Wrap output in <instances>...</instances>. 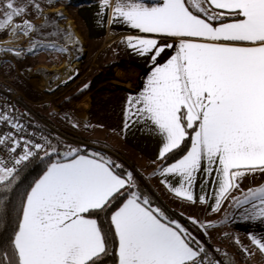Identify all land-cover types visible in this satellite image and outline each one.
Returning <instances> with one entry per match:
<instances>
[{
  "label": "snow or ice",
  "instance_id": "6c2138e0",
  "mask_svg": "<svg viewBox=\"0 0 264 264\" xmlns=\"http://www.w3.org/2000/svg\"><path fill=\"white\" fill-rule=\"evenodd\" d=\"M99 4L101 17L111 10L110 23L123 22L140 33L177 41L125 38L134 54L152 64L143 91L126 101L125 126L149 123L161 137L158 158H171L161 169L163 176L177 181L178 186L169 185L171 190L203 204L206 196H194V188L198 179L202 190L211 182L212 211H219L243 178L264 174V0H161L152 6L143 0H99ZM29 8L39 11L33 0L25 4L0 0V31L29 35L34 30L30 21L13 23ZM169 49L174 54L160 64ZM0 124L8 126V131H0V146L14 154L0 157L2 199L24 161L46 147L51 149L44 151L49 159L61 153L51 144L19 135L24 125L14 110L0 108ZM186 143L190 147L185 148ZM63 157V162L56 159L47 165L25 192L8 241V264H103L113 237L118 264H223L208 258L191 231L134 191L132 174H122V165L72 147ZM118 200H123L122 206L111 213L109 230L104 231L99 214ZM233 201L236 207L250 205L243 209L245 219H264V186L250 188ZM252 243L264 253V238L252 237Z\"/></svg>",
  "mask_w": 264,
  "mask_h": 264
},
{
  "label": "rangeland",
  "instance_id": "374dc122",
  "mask_svg": "<svg viewBox=\"0 0 264 264\" xmlns=\"http://www.w3.org/2000/svg\"><path fill=\"white\" fill-rule=\"evenodd\" d=\"M16 2L25 4L28 0ZM33 2L39 5V11L29 8L25 15L13 21L14 24L25 19L30 21L34 30L29 35H14L10 30L0 31V84L20 92L22 99L34 113L49 116L56 128L74 138L67 139L59 134L65 138L57 137L64 144L62 150L66 151L68 147L87 150V144L83 141L92 139L91 142H94L93 132L102 130L104 126L86 132L78 131L64 120L51 115L49 111L51 103L64 107L100 85L93 94L108 96L117 106V103L125 99L130 92L124 88L125 57L118 55L120 45L117 42L103 47L104 40H91L88 37L83 13L88 6L99 0H33ZM73 61L78 64L71 67ZM65 62L70 64L64 68L62 65ZM108 63L110 67L105 65ZM64 77H71V80L63 82ZM69 94L80 95L66 101ZM74 117L78 118L75 114ZM44 121L48 122L45 119ZM91 144L98 148L106 147L97 142ZM45 150L51 151L47 147ZM45 150H42L43 154ZM122 164L127 171H131L134 182L138 180L134 170L127 164ZM139 180L144 184L141 178ZM158 203L169 211L176 221L179 220L167 204L163 205L160 199ZM219 214L214 215L216 219L212 221V227L205 228L206 224H202L205 221H199L198 226L193 223L195 228L182 225L198 239L203 240L202 237L205 236L212 242L209 241L216 252L211 260L218 258L226 264L224 259L231 256L235 264H264L262 257H252L245 254L244 247L233 245L234 240L223 228L225 219L220 218ZM201 229L210 230L209 234L216 235V238L210 235L208 237Z\"/></svg>",
  "mask_w": 264,
  "mask_h": 264
},
{
  "label": "crops",
  "instance_id": "0c3cea01",
  "mask_svg": "<svg viewBox=\"0 0 264 264\" xmlns=\"http://www.w3.org/2000/svg\"><path fill=\"white\" fill-rule=\"evenodd\" d=\"M143 2L152 6L161 2V0H143ZM100 12L99 2L88 6L84 10L83 20L88 31V37L91 40H104L103 47L115 42L120 45L118 55H123L127 59L124 58L126 66L124 88L130 92L116 106L114 101L108 96L93 94V91L100 87L98 85L94 90L87 92L81 98L64 107L51 103L49 108L51 115L57 119L64 120L78 131L86 132L104 126L102 130L93 132L95 135L93 141L106 147L91 146V143L94 142H91L92 139H87L88 141L85 140L83 142L91 145H87V150L80 148L81 154L99 153L111 159L116 157L134 170L138 179H142L149 192L156 196L157 199L159 198L164 203L163 205L167 204L175 213L188 218L192 222L205 221L202 224L208 225L216 219L214 215L220 213V218L223 217L225 219V227L223 228L234 240L235 245L247 249L252 257H262L264 259V253H261L252 243V237L264 238V219H245L243 209L249 208L250 205L236 207L233 201V197L242 198V195L250 188L264 186V174L256 172L243 178L240 188L228 194L227 198L222 202L219 211H212L214 186L211 182L202 190L198 179L194 188V196L205 195L206 203L202 204L198 200L190 202L178 197L169 187L170 184L178 186L177 181L172 177L163 176L161 174L162 168L158 165V152L161 146L159 134L149 123L143 120L138 123L130 122L127 127L125 126L126 101L129 96H136L143 91L147 77L152 70L151 63L145 58L134 54L133 50L127 47L125 38L133 35L155 36V34L140 33L123 22L110 23L111 10L106 11L103 17L100 16ZM155 38L161 40L158 36H155ZM163 39H167V43H177L174 38ZM171 54H174V50H167L159 58L158 62L163 64ZM136 66L143 71L142 77ZM74 114L78 118L74 117ZM80 118L84 120H80ZM61 157L60 160L63 162V154H61ZM164 181H167V183ZM153 208L156 207L154 206ZM195 224L198 226V223ZM202 232L208 237L210 235L212 238H216V235L209 234L210 230H202Z\"/></svg>",
  "mask_w": 264,
  "mask_h": 264
},
{
  "label": "trees",
  "instance_id": "16d2710c",
  "mask_svg": "<svg viewBox=\"0 0 264 264\" xmlns=\"http://www.w3.org/2000/svg\"><path fill=\"white\" fill-rule=\"evenodd\" d=\"M80 94H69L66 101H68L69 99L76 98ZM40 117L52 124L49 116L40 115ZM47 139L48 144H51L52 146L56 147L58 151H61L64 148V144L60 142L58 138L51 132H48ZM184 147H190V143H186ZM175 156L178 158L181 156V153L177 152ZM56 158L60 159L62 157L61 155L52 156L51 159H49L48 157H45V154L40 153L27 164L20 167L16 182L13 185L12 189L8 192L6 196L0 199V256H2L4 264H8L10 254V246L8 244V241L10 240L12 233L16 227L24 194L26 191L29 190V186L32 185L33 182L43 174V172L46 170V166L49 165L51 162L55 161ZM112 158V160L122 165V168L119 170L122 174H126L129 172L127 171V168L122 164L123 162L119 161V159H117L116 157ZM170 162L171 158H169L168 160L159 159L158 165L160 168H162L165 163ZM135 185L136 187L133 190L138 191L147 196L150 200L152 207L155 206L156 208H160L169 219L176 220L174 216L169 213V211H167L161 204L158 203V200L155 198V196L151 192H149L148 188L139 179L135 180ZM122 203L123 200H118L113 204L110 210L99 214L98 223H101V226L104 231L109 230V219L111 213L118 210V207L122 206ZM175 214L178 216V221L181 224L187 225L188 227L192 228L196 227L195 224H193V222L188 218L178 215L177 213ZM92 218L97 217L93 216ZM202 238L203 240L198 238L197 239L200 240L202 245L206 248L208 252V258L211 260V257L216 252V249L212 244H210V242L208 241V239H206L205 236H203ZM233 245H235V242H233ZM115 247L116 239L115 237H113L112 246L109 249V255L103 258V264H118L117 256L114 254ZM5 249H8V251H5ZM224 260L226 264H229V262H231V264H235L231 256H227Z\"/></svg>",
  "mask_w": 264,
  "mask_h": 264
},
{
  "label": "built area",
  "instance_id": "2783aa9c",
  "mask_svg": "<svg viewBox=\"0 0 264 264\" xmlns=\"http://www.w3.org/2000/svg\"><path fill=\"white\" fill-rule=\"evenodd\" d=\"M160 42L167 43L168 40L161 39ZM137 69H139V71L141 72V77H142L143 71L139 67H137ZM21 95L22 94L20 92L13 91L0 84V108L8 109L10 112L14 110V115L17 117V119L22 120V123L24 125V131L19 135L27 137L34 143H41L45 145L48 144V139H47L48 132H51L56 137L62 138L61 136H59V134L62 132L58 128H56L53 124L44 121V119L41 118L40 115L34 113L27 106L25 101L22 99ZM0 131L3 132L8 131V126L0 124ZM40 153H42V150L39 151L37 154H35L33 157L29 158L28 161H24L18 167L20 168L24 166L34 157L38 156ZM12 155L14 154L8 152L5 147L0 146V157H9ZM214 259L215 258H213V260Z\"/></svg>",
  "mask_w": 264,
  "mask_h": 264
},
{
  "label": "bare ground",
  "instance_id": "6f19581e",
  "mask_svg": "<svg viewBox=\"0 0 264 264\" xmlns=\"http://www.w3.org/2000/svg\"><path fill=\"white\" fill-rule=\"evenodd\" d=\"M74 62V61H73ZM79 62V61H78ZM69 64L70 63H68V62H65L63 65H62V67H64L65 68V66L67 67V66H69ZM76 64H78L77 62H74V63H71V67H73L74 65H76ZM76 68V67H75ZM69 80H71V77H64L63 79H62V81L63 82H68ZM42 85V84H41ZM58 86V85H57ZM41 87V86H40ZM81 112V111H80ZM81 114V113H80ZM60 135H62L63 137H65L66 138V136L64 135V134H62V133H60ZM62 137V138H63ZM64 138V139H65Z\"/></svg>",
  "mask_w": 264,
  "mask_h": 264
},
{
  "label": "water",
  "instance_id": "95a60500",
  "mask_svg": "<svg viewBox=\"0 0 264 264\" xmlns=\"http://www.w3.org/2000/svg\"><path fill=\"white\" fill-rule=\"evenodd\" d=\"M105 65H106L107 67H110V64H109V63H108V64H105ZM63 134H64V133H63ZM64 135L66 136L67 139H74V138H72L71 136H68V135H66V134H64ZM87 145H90V144H87ZM60 153L63 154V153H64V150H61Z\"/></svg>",
  "mask_w": 264,
  "mask_h": 264
}]
</instances>
